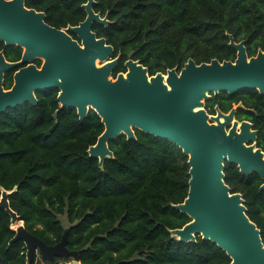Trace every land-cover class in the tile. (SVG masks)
Instances as JSON below:
<instances>
[{
    "label": "trees",
    "instance_id": "1",
    "mask_svg": "<svg viewBox=\"0 0 264 264\" xmlns=\"http://www.w3.org/2000/svg\"><path fill=\"white\" fill-rule=\"evenodd\" d=\"M85 2L25 0V5L43 11L49 25L65 28L85 19ZM92 7L108 19L92 29L118 56L113 76L125 72L127 59L139 61L150 75L180 69L189 58L197 64L234 61L230 35L244 41L248 56L264 50V0H94ZM0 51L14 62L23 49L0 40ZM16 70L5 72V89ZM58 92L36 91V104L25 102L0 115V195L12 191L10 207L25 228L49 245L67 228V247L79 251L81 264H229L216 243L200 235L180 241L171 234L190 221L174 207L189 190L182 149L134 129L135 139L120 134L108 142L113 156L100 166L87 152L104 129L100 116L90 109L80 120L75 108L60 105ZM238 103L236 118L251 121L257 145L264 146V94L257 89L211 93L204 107L213 114L216 107L228 112ZM223 172L232 192L242 195L264 244L263 180L227 161ZM15 234L10 215L0 209V264H72L71 258L49 262L37 254L29 262L23 240L10 244Z\"/></svg>",
    "mask_w": 264,
    "mask_h": 264
},
{
    "label": "water",
    "instance_id": "2",
    "mask_svg": "<svg viewBox=\"0 0 264 264\" xmlns=\"http://www.w3.org/2000/svg\"><path fill=\"white\" fill-rule=\"evenodd\" d=\"M93 3L86 0L82 5L86 17L79 24L56 28L45 21L43 11L28 8L25 0H0V40L23 49L21 59L14 62L0 51V115L25 102L36 104V91L57 88L60 105L75 108L80 120L90 109L100 116L104 129L87 149L100 166L113 156L108 142L120 134L135 139L134 129H139L170 140L188 156L190 175L187 197L174 205L190 221L171 234L180 241H194L200 235L216 243L230 257L229 264H264L260 229L248 217L242 195L224 182L223 172L227 161L242 174L255 172L264 180L263 154L250 145L257 132L251 131V123L234 119L241 103L227 114L216 107L214 116L204 107L211 93L220 91L233 94L255 88L264 94V50L248 56L244 41L235 42L230 35L234 61L212 59L197 64L189 58L180 69L150 75L139 61L127 59L125 72L113 76L118 56L113 57V46L92 29L94 23L107 25L108 19L93 10ZM35 59L42 61L39 67ZM19 64L25 65L13 73V84L5 89V72ZM11 192L2 190L0 195V209L15 226L10 244L23 240L29 262L38 252L42 261L65 257L81 264L79 251L67 247L68 229L59 242L46 244L11 209Z\"/></svg>",
    "mask_w": 264,
    "mask_h": 264
},
{
    "label": "flooded vegetation",
    "instance_id": "3",
    "mask_svg": "<svg viewBox=\"0 0 264 264\" xmlns=\"http://www.w3.org/2000/svg\"><path fill=\"white\" fill-rule=\"evenodd\" d=\"M72 36H73V34H72ZM76 38H77V37H76ZM35 60H37V59H35ZM35 60H34V61H35ZM38 60H40V59H38ZM34 61H33V62H34ZM34 63H35V62H34ZM41 63H42V61L40 60V64H39V65H37L36 63H35V64L39 67V66L41 65ZM23 65H25V64H19L18 67H16V68L18 69L19 67H21V66H23ZM238 104H239V103H238ZM238 104L234 105L233 107H236ZM241 105H242V104H241ZM233 107H232V108H233ZM241 107H242V106H241ZM241 107H236V110H237L238 108H241ZM232 108H231V109H232ZM231 109H230V110H231ZM219 110H220V109H219ZM230 110H229V111H230ZM236 110H235V113H236ZM220 111H221V110H220ZM229 111H228V112H223V111H221V112L224 113V114H227V113H229ZM207 113H208V112H207ZM208 114L214 116V115H216V110H215V112H214L213 114H211V113H208ZM234 119L237 120L239 123L242 122V121H247V122L251 123V131H256L257 133H256V138H255V140L251 141V142H250V145H251V144H254V145H255L254 149H259L260 152L263 154V159H264V146L261 147V146H258V145H257L258 130H257L256 128L253 127L252 122L249 121V120H246V119L239 120V119L236 118L235 114H234ZM231 126H232V123H230V124L226 127V130L228 131L229 128H230ZM263 145H264V141H263ZM254 173H255V172H254ZM257 174H258V173H257ZM258 175H259V174H258ZM259 176H260V175H259ZM260 178H261V176H260ZM261 179H262V178H261ZM262 180H263V179H262ZM263 183H264V180H263ZM263 183H262V184H263Z\"/></svg>",
    "mask_w": 264,
    "mask_h": 264
},
{
    "label": "rangeland",
    "instance_id": "4",
    "mask_svg": "<svg viewBox=\"0 0 264 264\" xmlns=\"http://www.w3.org/2000/svg\"><path fill=\"white\" fill-rule=\"evenodd\" d=\"M221 121H223V119H221ZM214 123H215V122H214ZM36 254H37V255H39V253H38V252H37ZM39 256H40V255H39ZM61 263H62V262H61ZM65 263H66V262H65ZM66 264H67V263H66Z\"/></svg>",
    "mask_w": 264,
    "mask_h": 264
}]
</instances>
